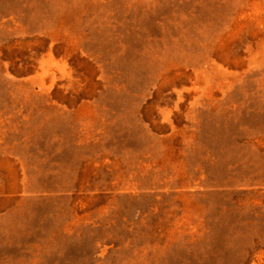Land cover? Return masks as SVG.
I'll use <instances>...</instances> for the list:
<instances>
[{
    "label": "rangeland",
    "instance_id": "1",
    "mask_svg": "<svg viewBox=\"0 0 264 264\" xmlns=\"http://www.w3.org/2000/svg\"><path fill=\"white\" fill-rule=\"evenodd\" d=\"M0 264H264V0H0Z\"/></svg>",
    "mask_w": 264,
    "mask_h": 264
}]
</instances>
